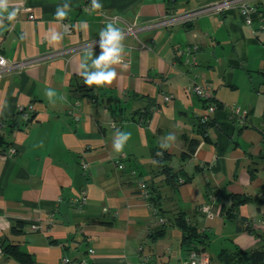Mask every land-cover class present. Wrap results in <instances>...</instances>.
Masks as SVG:
<instances>
[{"label":"crops","instance_id":"obj_1","mask_svg":"<svg viewBox=\"0 0 264 264\" xmlns=\"http://www.w3.org/2000/svg\"><path fill=\"white\" fill-rule=\"evenodd\" d=\"M213 1L99 3L100 11L119 16L116 25L122 29ZM65 2L70 11L58 21L57 6ZM86 3L91 6V0H23L16 20L0 30V53L7 59L47 55L0 75V135L9 143L0 152V240L19 244L34 264L83 259L140 264L141 253L148 256L147 264H190L189 248L172 224L181 212L198 232L208 233L197 250L208 255L210 264H223L219 252L234 245L264 247V226L257 223L264 220V28L258 15L248 25L237 9H229L136 36L124 34L130 68L116 66L111 85L89 88L98 94L95 107L79 90L84 82L77 68L81 44L98 39L109 21L99 10H84ZM252 3L264 13V0ZM64 22L72 24L70 31ZM49 29L64 32L63 40L49 43ZM186 46H196V64L185 63L178 53ZM93 54H100L99 45H93ZM194 80L210 85L208 101L187 90ZM49 87L57 93L54 103L45 96ZM209 103L215 110L202 122ZM28 104L34 111L24 121L17 107ZM232 106L245 112L242 124L234 120ZM200 123H207L208 140L199 133ZM116 130L131 133L120 154L112 147ZM168 133L176 141L165 150L159 145ZM192 139L195 148L183 157ZM163 150L173 171L181 169L178 183L159 171L157 152ZM139 178L153 185L161 210L140 195ZM82 192L87 202L80 207L76 198ZM232 196L247 201L234 210ZM246 221L251 230L244 228ZM33 222L39 225L35 230ZM161 228L163 235L152 241ZM0 264L20 263L0 247Z\"/></svg>","mask_w":264,"mask_h":264},{"label":"built area","instance_id":"obj_2","mask_svg":"<svg viewBox=\"0 0 264 264\" xmlns=\"http://www.w3.org/2000/svg\"><path fill=\"white\" fill-rule=\"evenodd\" d=\"M90 4H84L83 9L89 10ZM229 9H237L239 14L242 16L244 22L248 25L252 23V16L258 15L259 17V28H264V13L260 12L255 4L252 3V0H217L213 2L206 3L202 6H199L197 8H192L190 10H185L181 12H171L167 13L165 15H162L158 18H155L153 20H150L148 22L144 23H126L125 26L122 28L124 31V34H129L136 36L139 32L143 30H150L154 28L159 27H168L172 26L175 23H187L194 18L203 15V14H217L221 12H225ZM99 14L102 17V20L105 21H115L116 24L118 21H120V18L118 15H108L104 11L99 10ZM29 18L33 17V14L28 15ZM63 26L66 31H70L72 28V24L63 23ZM99 45V38L95 40H90L83 42L81 44V47L85 48L86 45ZM196 50V46H186L183 50H179L178 53L180 55H184V62L187 64H196V59L194 56V51ZM52 55V54H48ZM47 57V55L37 56L33 58H27V59H21V60H10L4 57L0 53V59H3L4 63L0 64V75H2L5 72H8L12 69L22 68L28 64L41 62L44 60V58ZM188 91L194 93L196 96H198L200 99H203L205 101H208L211 96V87L206 81H192L188 88ZM168 97H166L167 99ZM215 110V105L213 103H209L206 107V112L201 116V121L206 122L209 119L210 114H212ZM233 110V117L234 120L238 123H243L245 112L240 109L239 106H232ZM34 111L33 104H28L27 106H18L17 112L21 115L22 120L28 121L30 119V115ZM123 163H118V168H123ZM81 167L83 170H86L88 167V164L86 162L81 164ZM138 188L140 190V195L145 197L147 199L149 195V189L147 187L146 182L142 179H138ZM76 202L78 203V206L82 207L87 202V195L82 192L77 198ZM153 208V207H152ZM154 209V208H153ZM211 213V212H209ZM163 221V218L160 219ZM261 226H264V220H259L257 222ZM39 227L37 223H32L30 226V229L35 230ZM141 250V247H140ZM89 253H92V248L88 249ZM67 260V259H65ZM188 260L190 264H210V260L208 255L200 250L197 249H190L188 253ZM148 256L146 254L141 253L139 256V262L140 264H147ZM78 264H89L87 260H79Z\"/></svg>","mask_w":264,"mask_h":264},{"label":"clouds","instance_id":"obj_3","mask_svg":"<svg viewBox=\"0 0 264 264\" xmlns=\"http://www.w3.org/2000/svg\"><path fill=\"white\" fill-rule=\"evenodd\" d=\"M22 6L23 0H19L16 3L13 0H0V30L8 28L16 20ZM102 8L103 5L99 3V0H91V10L93 12ZM69 11L70 5L67 2L58 5L55 12L56 19L58 21L65 20ZM81 24L86 26V22H81ZM98 35L100 54L94 57L92 43L86 45L77 68V74L83 77V82L87 86L111 85L118 75L116 66H120L123 71H127L130 68V63L125 62L126 53L123 43L125 35L123 29L118 27L115 21H109L99 31ZM63 38L64 32L56 29H49L48 34L45 36L49 43H59ZM3 63V59H0V64ZM45 96L50 103H54L57 93L49 87L45 90ZM60 99H63V97H60ZM130 138V132L116 130L112 141L113 150L118 154L122 153ZM175 141V134L168 133L159 146L166 150ZM157 155L162 156L163 152H157ZM153 163H156V161H153Z\"/></svg>","mask_w":264,"mask_h":264},{"label":"trees","instance_id":"obj_4","mask_svg":"<svg viewBox=\"0 0 264 264\" xmlns=\"http://www.w3.org/2000/svg\"><path fill=\"white\" fill-rule=\"evenodd\" d=\"M97 87L100 88L101 86H87L84 83L79 86L80 92H82V95L89 98L90 100H94L93 104L96 107L95 101L98 100V94L89 91V88L91 87ZM78 90V89H77ZM112 100L116 101L118 100L115 96H109ZM114 103V102H113ZM116 104H118L116 102ZM118 106V105H117ZM110 108V106H108ZM112 109L110 108V112ZM149 117L148 113L144 114L143 119H145L144 122H146V118ZM32 118V117H31ZM30 118V119H31ZM22 120V117H21ZM21 123V122H19ZM24 123V122H23ZM207 123H200L199 125V133L202 135L204 140H208L207 135H205V125ZM14 125H18L17 122H14ZM197 143V140L192 139L189 140V147L186 152L183 153V157H188L193 152L195 145ZM9 143L4 139L2 135H0V152H4L6 148L8 147ZM162 156H157L159 161V171L163 175L166 176V179L168 181H173L175 183H178L179 180V174H182L181 169L173 171L172 167L169 166V164L166 162L170 158V154L166 151H162ZM147 184V183H146ZM147 187L149 189V195L147 197L149 203L151 206L156 209V211H159L162 209V207L159 205L158 200V194L151 193L154 189L153 185L147 184ZM243 201H247V198H240L237 196H232V204L231 209H236L237 206L242 203ZM247 222V221H246ZM166 223V222H165ZM172 224L175 225L177 228L180 229L182 234V243L186 245L187 248L190 249H197V245L199 241H202V238L208 237V233L206 232H198L196 227L194 225L189 224L181 212L177 213L172 221ZM246 229H250V226L247 222L246 225H244ZM164 229H158L156 232L152 234V241L158 238L159 236L163 235ZM0 247L1 251L5 254V256L9 258H13L16 261H18L20 264H34L33 257L23 250L20 249L19 244L12 243V242H3L0 240ZM218 259L223 264H264V247L252 249V250H244L237 245H234L230 251L222 250L218 254Z\"/></svg>","mask_w":264,"mask_h":264}]
</instances>
